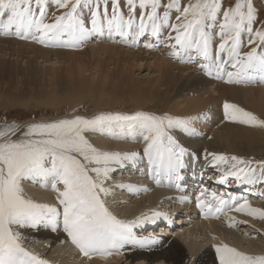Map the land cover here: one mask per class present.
Masks as SVG:
<instances>
[{
	"label": "snow or ice",
	"instance_id": "obj_1",
	"mask_svg": "<svg viewBox=\"0 0 264 264\" xmlns=\"http://www.w3.org/2000/svg\"><path fill=\"white\" fill-rule=\"evenodd\" d=\"M51 2L59 14L52 13L48 22L50 0H0V30L5 36L61 47H80L94 33L102 35L105 30L109 38L113 33L138 37L150 32L156 43H146L145 48L166 46L172 49L170 55L182 61L185 57L188 63L202 60L204 63L199 66L208 75L215 73L218 79L226 75L230 84L264 82V20L259 19L254 0H236L227 7L224 0H187L186 4L181 0ZM61 9L64 11L60 12ZM85 10L90 15V28L85 23ZM173 10L178 13L176 24L169 23ZM165 26L175 33H168L166 41L161 39ZM216 28L222 41L218 51L213 49ZM244 33L249 36L248 51H242ZM229 65L235 71H227ZM224 108L229 120L264 127V118L253 112L230 103H225ZM198 119L201 117L138 111L131 115L99 113L92 117L75 115L25 125L16 122L0 125V264H49L28 250L19 231L42 225L56 231L62 223L71 242L89 258L94 254L106 258L125 244L143 246L144 241L132 233V224L113 215L101 198V194L109 192L103 185L112 171L110 165L120 163L121 159H134L139 153L102 151L86 134L107 133L119 138H135L139 134L145 142L143 152L154 171L180 179L179 170L185 166L183 157L188 150L176 139L173 130L195 134L193 125ZM209 155L215 164L234 162L221 176L220 183H226L229 177L241 184L264 183V161L255 162L260 165L257 175V170L249 167L252 160ZM25 180L40 182L44 187L50 184L58 192L62 208L26 197L22 186ZM206 192L201 191L200 196ZM211 196L212 202L198 198L205 216L227 209L264 220V209L253 207L247 198L229 193L225 199L216 192ZM216 251L220 264H264V255H250L226 244Z\"/></svg>",
	"mask_w": 264,
	"mask_h": 264
},
{
	"label": "bare ground",
	"instance_id": "obj_2",
	"mask_svg": "<svg viewBox=\"0 0 264 264\" xmlns=\"http://www.w3.org/2000/svg\"><path fill=\"white\" fill-rule=\"evenodd\" d=\"M235 2L236 0H224L225 7L234 5ZM259 2L260 0L258 3H254V5L258 9L259 19L264 20V4ZM181 3L186 4L187 0H181ZM62 11L64 10L61 9L60 12ZM48 12V22L51 20L52 13L59 14V12L56 11V5L52 3L51 0L48 6ZM177 15L178 13L173 10L170 19L172 17L176 19ZM84 19L86 25L90 28V15L87 10H85ZM162 32L163 35L161 39L165 41L167 40L168 33L175 35V33H172L171 28L167 26L162 29ZM214 32L213 47L216 46V51H218L220 42L215 41H217V38L220 36L219 29L216 28ZM146 34H149V36L146 37L144 44L156 43V38L152 37L150 32ZM93 35H99V39H106L109 37L107 30H105L102 35L99 33H94ZM115 35L116 34L113 33L111 37L114 38ZM130 36L121 37L119 41L122 43L119 45L108 44L103 41L104 43L102 42L98 46H90L80 51L74 49L76 47L40 44L30 38L20 39L17 36L13 39L11 38L12 40L0 39V108L4 109L7 106L11 107L15 105H22V107L26 105L27 107L29 104L31 106L36 105V107L45 106V109L46 107H54V115L51 117H46L49 115H45L39 119H28L29 121L27 122L18 123L20 125L72 118L75 115L92 117L99 112L108 111L109 109L106 110L104 106L109 105L111 106L109 110L110 113L131 115L138 111H143L157 115L169 113L168 115L172 116L201 117V119L194 121L193 126L196 128L195 134L189 135L180 130H173L176 139L188 150L187 153L194 156L196 159L195 161H189L187 158L183 159L185 166L182 168V172L179 170L180 180L177 186L181 187V185L183 186L185 183L194 184L199 181L200 177L198 171H211L210 174L214 173L215 175L218 173V175H220L223 171H226L228 164L230 165V163H232V161H230L227 164H215L213 162V157L209 155V153H215L217 155L222 154L229 157L237 156L245 160H252V164L257 170V175H259L260 165L255 162L264 161V131L258 128L264 127L245 125L238 121L229 120L224 104H235L246 111L253 112L257 116L264 118V108L262 107V102L264 101V88H250V86H245L249 83H227L226 75L224 76V83H220L222 79L216 78L215 73H213V75H208L207 70L199 66L204 63V61L200 60L197 64L188 63L186 62L187 57L182 61L170 55L172 49L166 46L149 49L145 48L142 43L143 46L140 48L137 42L141 41L143 36L137 37L132 35V41H134L132 42L133 44H129ZM241 38L244 44L242 51H248V34H242ZM88 50L89 52H87ZM4 55L13 56L14 61H7L8 59L6 60L2 57ZM222 55L225 59L227 58L226 54ZM86 56H88V59L92 62L91 64L96 65L90 72V75H93V79H90V82L83 79L85 76L82 75L85 73L83 69L90 66V64L86 62ZM193 56H195V53H193ZM52 57H54L55 61ZM40 58L43 59L42 62L45 64L51 63L53 60V65L48 67L45 65L44 70H42L43 72L39 71L37 69V64ZM20 60H25V67L20 65ZM147 64H150L149 70L154 69L157 75L152 79L148 78L142 84L141 79L135 77V70H140L142 66L145 67ZM194 67L199 68L195 70ZM227 67L233 69L230 65L226 66V68ZM230 69L229 71H231ZM262 83L264 84V82ZM211 88L213 90H211ZM6 90L9 91L13 97H9V94L5 93ZM178 97H182V101H180ZM87 101H89L87 104L89 108L83 112L80 104H85ZM96 101L104 103L103 106L94 104ZM92 103L96 108H91ZM0 113H2V111H0ZM11 122L15 121L13 120L5 123ZM3 124V122L0 123V125ZM86 135L90 142L102 151L120 153L116 148H124L128 145L125 141L126 137L119 138L118 136H111L107 133L95 132H89ZM136 136L140 135L137 134ZM132 145L137 147V149L134 148L136 150H134V152L132 151V153H139V155L134 159H121L120 163H112L110 167L114 172L117 171V168L123 172L126 170V174L131 175V180L136 181L138 176L133 173L132 170L140 172L143 174L142 176H144L146 171H155L147 155L143 152L145 147L143 138L135 140ZM112 171H110V173H112ZM158 176V179L154 181L151 186L146 185V187L151 190V195L147 193V196L149 201H152L153 204L162 197L166 199L170 198V194H172L174 190H168V188L172 186H174V188L176 187L175 182L177 179L174 175L170 177L167 173L162 172L158 174ZM212 179V177H209L207 181L209 182ZM28 181L32 184H36L39 188H42V190H39L37 187L39 192L35 193V195L31 194V196L30 190L29 192L28 190H24L26 197H32L31 199L37 203L49 204L62 208L58 203V193L51 188L50 184L44 187L40 182ZM23 183H25V181ZM114 184L117 183L115 182ZM226 184L228 185L227 187L235 189L240 188L242 189L240 191L249 193L253 196L259 195L256 193L258 191L264 194V183L241 184L235 181L233 177H229ZM25 186H29V183H26ZM61 186L62 185H59L58 187L61 188ZM110 187L112 186L110 185ZM110 187H108L109 191L112 189ZM223 189H225V187ZM234 192L224 191V193L227 194H233ZM122 197L124 196L115 195L113 200L116 199L117 201ZM168 201L169 199L166 200V204ZM123 202H128V200L126 199V201ZM250 204L255 208L264 209V203H258V205L256 202L253 203L251 201ZM110 207L115 209L114 205ZM133 207L134 206H126V210H128L126 213L131 218L134 216L138 217V215H136L138 211L137 209L135 211ZM119 211V216L120 213H122V215L124 214L123 211ZM192 214L197 213L192 212ZM233 214L235 215L229 218V223L233 225L247 223L249 225L250 221L255 223L258 222V218L250 216L246 212L235 211ZM157 220L158 222H156ZM160 221L161 219H156L152 221L150 225L152 227H157V224L161 223L162 227L159 226V228H161L162 231L155 232V228L153 229L150 226V232L147 234H145V232L142 233V235H144L143 237H141V234L135 235L138 240L144 241L143 246L136 243L125 244L118 252H115V258H112L115 262L112 261L113 264H124L125 262H128V264H220L219 253L216 249L225 244L250 255H264L263 248L257 250L251 245L245 247L240 245L238 243L239 241L237 242L234 240L228 242L225 238H223L224 241L222 242L218 240L220 244H211V246L209 245V247L205 249L202 247L204 245H201L202 250H200L198 241L188 240L187 237H176L171 229L169 234L163 232L167 231L166 228L173 224H168V222H165V219L162 220V222ZM202 223L205 225L207 231L211 229L215 230L212 222L207 221ZM19 231L24 238L26 247L27 245L29 247V244H33L36 247H40V251L44 253L51 252V249L55 250L56 246L71 242V238L63 231L62 223L57 227L56 231H53L51 226L43 225L35 229L21 228ZM199 242L201 243L200 240ZM79 251L77 249L70 257L66 255L65 258V256H63L64 258L62 257V260L58 258V260H54L53 258L55 262L51 261L49 264H67V261L71 258H74L78 264L90 263V261L93 264L104 263V260L102 261V259L95 257V254L91 258H86L83 257L82 252ZM187 258L188 260L190 258V263L187 262ZM122 260H124V262H122Z\"/></svg>",
	"mask_w": 264,
	"mask_h": 264
},
{
	"label": "rangeland",
	"instance_id": "obj_3",
	"mask_svg": "<svg viewBox=\"0 0 264 264\" xmlns=\"http://www.w3.org/2000/svg\"><path fill=\"white\" fill-rule=\"evenodd\" d=\"M254 1H255L254 3H258L259 0H254ZM259 3H263L264 4V0H260ZM169 23L170 24H176L177 21H176L175 18L172 17L169 20ZM256 27L258 28L259 24L256 25ZM148 36H149V34H146L145 36L142 37L141 41L137 42V43H139L138 47L141 48L143 46L142 43L143 44L145 43V39ZM14 37H15V35H7V36H5L3 34V31L0 30V39L3 38V39L12 40ZM129 38H130L129 44H133L132 42L134 40L132 41V35ZM120 39H121V36H119L117 34L114 36V38L113 37H111V38L108 37L106 39H99V35H93L82 46L76 47L74 49L80 51V50H83V49H87L90 46H98L103 41L107 42L108 44L119 45L120 43H122L121 41H119ZM97 41H98V43H97ZM215 42H221L220 36L217 38V41H215ZM127 43H128V40H127ZM84 47H86V48H84ZM47 48H48V46H47ZM213 49H214V51H216V46H214ZM87 52H89V50ZM2 57L5 58L6 60L8 59L7 61H14L13 56L10 57L9 55H7V56L4 55ZM52 58L54 60V57H52ZM86 58H87L86 62H87V64H90V66L85 67L83 69V71L85 73L82 74V75L85 76L83 79H85L86 81L90 82V79H93V75H90V72L94 69V67L96 65L95 64L94 65L91 64L92 62L88 59V56H86ZM42 60L43 59L40 58L39 59V63L37 64V69L39 71H41V72H43L42 70H44L45 65L47 67L48 66H52L53 65L52 62L55 61V60L54 61L52 60L51 63L45 64V63L42 62ZM148 62H151V61H148ZM197 63H199V61ZM197 63H195V64H197ZM20 65L22 67H25V60H20ZM57 65H59V64H57ZM149 67H150V64H147V65H145V67L142 66V68L140 70H137V69L135 70V77L140 78L142 84L148 78L152 79V78H154L157 75V73L154 72V69L153 70L152 69L149 70ZM194 68H195V70H197V68H199V67H194ZM229 69L230 68L227 67L228 71H229ZM230 70L234 71L233 69H230ZM224 80H225V78L222 79L220 81V83H224ZM26 86H28V85H26ZM245 86H250V88H264V84L262 82H259V81L251 83V84L249 83V84H247ZM211 90H213V89L211 88ZM5 93L9 94L8 95L9 97H13L9 91L6 90ZM178 99L180 101H182L181 100L182 97H178ZM88 102L89 101H87V103H85L86 105L84 103L80 104L83 112H85L89 108V106L87 105ZM94 104H98L99 106H103L104 103H101L100 101L99 102L96 101ZM94 104L93 103L91 104V106H92L91 108H93V109L96 108L94 106ZM15 107H18V108H15ZM32 107H33V109H32ZM35 107H36V105H32L31 106L29 104V106H27V107H26V105L23 106V107H22V105H15V106H11V107L7 106V107H5L6 109L5 108L4 109L0 108L1 109L0 111H2V113H0V123H2V122L3 123L10 122V121H13V120L15 122L17 121L16 123H23V122H27V121L32 120V119H39L40 117H43L45 115H49V116H46V117H51L52 115H54L53 114L54 113V107H46V109H45V106H40V107H36V108ZM104 107L106 108V110H108V109L110 110L111 109L110 105L109 106H104ZM262 107L264 108V101L262 102ZM109 110L106 111V112H99V113H110ZM19 111H21V112H19ZM3 117H5V118H3ZM87 117H90V116H87ZM258 129H261V130L264 131V128H258ZM141 137H142L141 135L140 136H135V138H132L130 136H126L125 141L128 143V145L126 147H124V148H116V150L120 151L121 154H124V153L125 154L126 153L129 154V153H132V151L134 152V150H136L137 147H134L132 144L134 143L135 140H140V139L143 138V137L142 138ZM134 148H136V149H134ZM184 158H187L189 161H195L196 160L194 156H191L188 153H186L184 155L183 159ZM232 163H234V162H232ZM232 163H230V165L228 164V166L226 168V171L231 169ZM249 167L254 168V165L251 164V165H249ZM189 168L191 169L190 166H189ZM180 170L182 172L183 169L181 168ZM125 171L123 172L122 170H119V168H117V171H115V172L112 171V173L109 172L108 178H107V180H105L106 182L104 183L103 186L108 188L111 185L112 187H110V188H112V189H110V191L108 192L109 195L108 194L107 195L101 194V198L105 201V203L107 202L106 206L108 207L109 211L111 210L110 212L113 215L116 214L115 216L118 219L126 221V222H130L132 224L131 231H133L134 235L141 234V237H143L144 235H142V233L145 232V234H147L148 232H150L149 229H151V227H152L150 225V223H152V221H154L156 219H161L160 222H162V220L165 219V222H168V224L171 223L173 225H169L168 228H166L167 231H163V232H167L169 234V231L171 229V231H173V233H174V235L176 237H181V238L187 237L188 240L198 241L199 246H200V250H202L201 245L205 246V247L202 246L203 249L209 247V245L211 246V244H214V245L217 244L218 245V244H220V242L224 241L223 238H225L226 241H228V242L229 241L231 242V241H234V240H236L237 242L239 241L238 243L240 245L245 246V247L251 245L253 248H255L257 250L258 249L261 250L262 248L264 249V223H263L264 220L258 219L257 223H255L253 221H250L249 225H248V223L247 224H241V225L240 224L233 225V224L229 223L230 222L229 218L231 216L235 215V214H233V212H235V211L232 212V210H227L226 209L223 212L212 213V214L207 215V216H205V214H203V213H205L204 211H201V208L199 206L198 198L205 199L208 202H212V196H211L212 192H216L218 195L222 194L224 196V198L227 199L228 194L224 193V191L225 192H227V191L234 192L235 191L233 193L234 196H236L238 198L239 197L247 198L250 203H251V201L253 203L256 202L257 204L258 203H264V194L261 193V191L260 192L259 191L256 192L259 195L253 196V195H251L249 193L240 191V190H242L240 188L239 189L230 188V187H227L228 185L226 183H220L219 182L220 178L223 175V173L226 172V171H223L222 174H220V175H218V173L215 174V175H214V173L210 174L211 171H207V172L198 171L199 172V177H200L199 181L195 182L194 184L193 183H185V185H183V186L181 185V187L177 186V184L179 183V180H180V179H177L176 182H175V184H176L175 186L176 187L174 188V186H172V187L168 188V190H174L172 192V194H170L171 197L167 198V199L162 197L159 200H156L155 204H153V202L149 201V199H148V196H147L148 194L147 193H149V195H151V190H149V188L146 187V185L147 186H151L154 183V181H156L158 179L157 178L158 174L156 172H153V171L150 170L148 172L146 171L144 176H142L143 174H141L140 172H136V171L132 170L133 173H135L138 176V179L136 181H133V180H131V175L126 174ZM179 175H180V173H179ZM127 176H129V177H127ZM174 177H175V175H174ZM209 177H212L213 179L208 182L207 179ZM114 181L117 184H114L115 183ZM26 183L27 184L29 183V186H25ZM205 183H207V184H205ZM144 184H145V187H144ZM173 185H174V183H173ZM22 186H23L24 190H26V191L28 190V192L30 190V196H31V194L35 195V193L39 192L38 191L39 187L36 184L30 183L28 180H25V183H23ZM31 187H32V189H31ZM129 187H130V190H129ZM224 187H225V189H223ZM260 188H262V187H260ZM40 189L42 190V188H39V190ZM205 189L207 190V192L205 193V195L203 197H201L200 193H201V191H203ZM60 190H63V186H61ZM134 190H135V192H134ZM55 192L58 193L56 190H55ZM112 193H114V194H112ZM102 195L104 196V198L106 200L103 198ZM115 195H117V196H122L123 195L124 197H122V198H120V199H118L116 201V199L113 200V197H115ZM144 195H146V196H144ZM187 197H189V198H187ZM126 199L128 200V202H123V201H126ZM168 199H169V201L166 204V200H168ZM149 202H151V203H149ZM189 204H191V205H189ZM113 205H114L116 210L114 208L110 207V206H113ZM125 205L126 206H134L133 207V208H135L134 210L136 211V209H137V211H138V213L136 215H138L139 218L137 216H134L132 218L129 217L128 214L126 213L128 210H126V206ZM213 206L215 207V205H213ZM118 209L123 211V213L125 215L124 214L122 215V213H120V216H119V212L120 211ZM115 211H117V212H115ZM205 211H207V210H205ZM154 212L155 213H160V215L156 216V215H154L155 214ZM192 212H195L197 214H192ZM123 216H124V218H123ZM126 217H128V218H126ZM207 221L213 223V224L212 223L211 224L215 227V230L211 229V230L207 231L205 229V225L202 222H207ZM156 222H158V220ZM159 226L162 227V224L158 223L157 227H152V228L153 229L155 228L154 231H162L161 228H159ZM199 240L201 241V243L202 242L203 243L201 244L199 242ZM27 247H28V245H27ZM29 248H31V249H29ZM76 248L77 247L72 242H70V243L65 244V245L56 246L55 247L56 251L54 249H51V252L54 251L55 253L54 252L51 253L50 251L48 253H46V252L44 253V252L40 251V247H36L33 244H29L28 250H30L31 252L34 251V254L38 255L42 259H45V260L48 259L49 260V261L47 260L48 262H51V261L55 262L54 260H58V259L62 260L63 256H65V258H66V255H67V257H70L78 249V248L77 249ZM78 251H79V249H78ZM83 257H85V256L83 255ZM95 257H98V258L102 259V261L104 260L103 261L104 263H106V261H107L106 264H113L114 260L112 258H115V251L113 252L112 255H109L106 258L102 257V256H100L98 254H95ZM53 258H54V260H53ZM110 259H111V261H110ZM189 261H191L190 258H189V260L187 258V262L188 263H190ZM122 262H124V260H122ZM104 263H101V264H104ZM67 264H78V263H76V260L74 258H71V259H69V261H67ZM85 264H93V263L90 261V263L86 262ZM124 264H128V262L127 263L125 262ZM160 264H162V263H160Z\"/></svg>",
	"mask_w": 264,
	"mask_h": 264
}]
</instances>
